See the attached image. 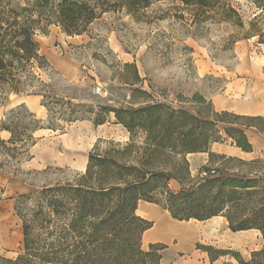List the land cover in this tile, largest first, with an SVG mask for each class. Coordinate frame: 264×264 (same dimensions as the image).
<instances>
[{
	"label": "trees",
	"instance_id": "1",
	"mask_svg": "<svg viewBox=\"0 0 264 264\" xmlns=\"http://www.w3.org/2000/svg\"><path fill=\"white\" fill-rule=\"evenodd\" d=\"M161 1L167 0H33L18 7L12 0H0V100H6L9 92L40 95L49 114L59 112L66 122L91 119L87 113L93 112V122L101 125L114 113L130 133L125 143L111 141L104 151L95 147L84 173L44 187L37 193L31 215L25 213L30 195L18 198L24 252L15 258L0 255V264H160L165 245L151 243L149 250L142 248L143 235L154 222L137 214L140 200L163 203L180 221L221 215L233 232L258 229L264 235V162L233 157L250 170L214 176L216 170L203 166L200 172L205 176L193 181L187 158L205 152L210 159L221 156L211 146L224 141L222 132L244 152H253L247 130L261 131L258 122L264 116L228 110L208 115L203 110L207 100L200 94L193 96L195 105L187 106L183 100L175 107L140 87L133 88L128 104L93 106L67 100L40 77L39 71L51 64L35 39L38 31L47 34L50 26L58 25L68 35H81L110 11L126 10L142 20L145 11ZM168 1L175 4L178 17L189 13L194 24L211 21L244 27L236 0ZM254 2L264 12V0ZM258 22L255 18L250 23L249 37L261 35ZM122 76L131 87L143 83L135 63H125ZM58 127L51 118L48 128ZM44 128L24 107L3 119L0 132L10 133V138L0 135V169L17 174L21 158L35 144V133ZM139 136H144L140 142ZM172 181L180 186L177 190L170 187ZM213 249L204 247L209 255ZM229 253L216 250L209 264Z\"/></svg>",
	"mask_w": 264,
	"mask_h": 264
},
{
	"label": "rangeland",
	"instance_id": "2",
	"mask_svg": "<svg viewBox=\"0 0 264 264\" xmlns=\"http://www.w3.org/2000/svg\"><path fill=\"white\" fill-rule=\"evenodd\" d=\"M236 1L240 4L244 27L211 21L194 24L189 13L178 17L175 4L168 0L154 3L145 11L142 20H135L126 10L110 11L81 35H68L60 26L52 25L47 34L38 31L35 35L41 53L51 64L49 69L39 71L40 77L67 100L93 106L128 104L132 101L133 88L140 87L156 100L175 107L183 100L187 106L195 105L193 96L200 94L207 100L203 110L208 115L213 110L231 108L227 110L237 114L251 111L256 114L244 115L264 116V12L254 0ZM12 2L14 6L23 7L33 0ZM255 18L259 19L262 33L249 37L250 23ZM125 63L137 65L142 84L131 87L123 82ZM6 97L0 100V126L10 113L24 107L45 127L35 133V144L29 146V151L21 158L17 174L0 169V255L15 258L24 252L23 221L16 209L18 198L30 195L25 200V213L31 215L36 209L37 193L44 187L65 183L84 173L88 155L95 147L104 151L111 141L125 143L130 133L114 113H110L101 125L93 122L96 116L93 112L87 113L91 119L66 122L59 112L49 114L40 95L9 92ZM51 118L59 124L56 130L48 128ZM240 122L246 123V120ZM258 123L262 132L247 130L255 146L251 159H246L249 162L256 159L264 162V120ZM221 134L225 139L218 143L232 147L231 140L223 132ZM0 135L10 138V133L5 131ZM143 138L137 139L140 142ZM215 153L221 156L210 159L206 152L187 156L193 181L205 176L200 172L203 166L216 170L214 176L247 172L251 168L232 159L233 156L218 150ZM170 187L177 190L180 186L172 181ZM152 204L159 210L157 216L150 218L154 225L156 223L153 235L167 231L173 236L170 244L161 243L166 247L160 250V264L176 258L187 261L198 249L211 246L204 244L198 234L194 239L191 233L213 221H180L167 211L168 221L163 225V203ZM255 230L258 229L249 234L257 235L235 236L232 240L248 241L246 258L237 250L214 246H211L215 249L212 256L216 255V250H222L230 252L225 255L237 259L240 264L241 260L244 264H264V235ZM254 241L258 245L260 242L261 247L250 251ZM149 245L147 240H142L144 250H149ZM179 245L183 249L178 255L167 251ZM142 262L151 264V261Z\"/></svg>",
	"mask_w": 264,
	"mask_h": 264
},
{
	"label": "crops",
	"instance_id": "3",
	"mask_svg": "<svg viewBox=\"0 0 264 264\" xmlns=\"http://www.w3.org/2000/svg\"><path fill=\"white\" fill-rule=\"evenodd\" d=\"M227 109H231V108H224L223 110H227ZM241 113L250 114V115L256 114L255 112H251V111L249 112L243 111ZM221 145L222 144L218 142L213 143L211 146L212 151L215 152L216 150H218L220 153L227 154L233 157H238L244 160L251 159L252 155L255 153L254 144H253L254 146L253 152H244L241 148L237 147L234 144L232 147L221 146ZM167 211H168L167 209H164L163 211V220H162L163 225H165L168 221ZM158 212L159 210L155 208L151 202L144 201V200L139 201L137 214L140 215L141 217L150 220V218L157 216ZM205 221H213V222L211 224H207L203 226L202 230L198 228V230L193 231L191 234L194 239H196L197 234H198L200 236L201 241H203L204 244L214 246L218 249L237 250L246 258L247 253H248L247 252L248 246H249L248 241L244 240L242 242H232V240H233V237L235 238V236L246 237L249 235H257V234H249V233H253L254 229L233 232L229 228V223L227 219L223 216H214ZM155 225H153L152 228L145 231L143 235V240L144 239L147 240V242L150 244L151 243L170 244L171 239H173L172 234L165 231L159 235H153L152 231L155 229L154 228ZM255 231H258V230H255ZM211 235H213V237ZM252 244L254 246L250 249V251H256L260 249L261 247L260 242H259V245L255 241ZM182 249H183V246L179 245L175 248L169 247L167 248V251H169V253H174L178 255V253ZM164 259L166 260V256L163 257V260ZM210 260H211L210 255L207 251L198 249V251H196L192 255V257L187 261L183 259H179V258L173 259L172 261L168 259L166 264H205ZM213 264H240V263L237 261V259L230 257L229 255H221L214 261Z\"/></svg>",
	"mask_w": 264,
	"mask_h": 264
}]
</instances>
